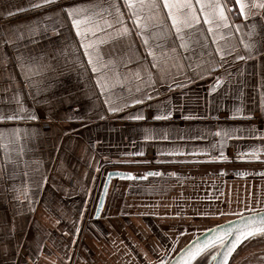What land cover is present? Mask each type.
Segmentation results:
<instances>
[{"label": "crops", "instance_id": "crops-1", "mask_svg": "<svg viewBox=\"0 0 264 264\" xmlns=\"http://www.w3.org/2000/svg\"><path fill=\"white\" fill-rule=\"evenodd\" d=\"M128 2L0 0V264H165L230 190L264 209V0Z\"/></svg>", "mask_w": 264, "mask_h": 264}, {"label": "water", "instance_id": "water-1", "mask_svg": "<svg viewBox=\"0 0 264 264\" xmlns=\"http://www.w3.org/2000/svg\"><path fill=\"white\" fill-rule=\"evenodd\" d=\"M247 175H252V173L241 176ZM129 176H131L132 178H129ZM113 179L133 180L138 178H135L132 173L124 171H112L108 173L101 197L99 199L97 210L98 213L101 212L103 208L110 183ZM261 218H264V209L254 210L234 216L206 230H203L202 232L197 234L196 237L185 244L179 251L172 255V257H170L165 262V264H185V262L187 261V254L190 249L195 248L197 245L204 246L206 244L208 246L204 248L203 252H201L200 255L191 260L189 264H196L198 261L206 257H209V264H224L225 253L227 252L228 248L232 246L236 235L244 228L245 224L249 222H253L254 224L258 225ZM229 232L231 234H227ZM261 234L264 233H255L254 235L249 236L246 239H242V241L236 245L234 251H232V253L227 256V264H230L233 256L244 243H246L251 238ZM218 237L222 238V242L220 239H217Z\"/></svg>", "mask_w": 264, "mask_h": 264}, {"label": "snow or ice", "instance_id": "snow-or-ice-1", "mask_svg": "<svg viewBox=\"0 0 264 264\" xmlns=\"http://www.w3.org/2000/svg\"><path fill=\"white\" fill-rule=\"evenodd\" d=\"M53 0H42V4H50ZM196 2L200 5V11L204 12L206 7H213L212 5H207L205 3V0H196ZM238 4H240L241 14L244 13L245 4L242 3V0H236ZM41 4L34 5V7H40ZM129 7H133L134 5L131 3V0L128 2ZM258 8H264V3H258L254 5ZM164 7L168 9V16L172 20L173 27L176 28L177 33L180 32V24L188 25L190 26V21H196L199 22V18L196 16V10L194 8V5L192 3V0H164ZM214 10L216 11V14L218 15V18L224 22V27H227V18L225 17L223 8L217 3L214 5ZM119 11V9H117ZM68 15L70 17L73 16V9H67ZM245 18H247L245 14ZM211 20L209 19V13L205 12V23L211 24ZM81 21L79 19L73 18L72 24L77 29V35H80V25ZM138 23V21H137ZM109 27L111 25L109 24ZM209 31H211V28H209ZM124 33H127V29H124ZM147 42V41H145ZM151 54V53H150ZM243 59V57H240ZM91 57L89 59V63H91ZM96 69L94 68L93 71ZM139 102V101H137ZM110 111H116V109H110ZM13 117H8V119H12ZM152 175H158V173H152ZM129 178H132L129 176ZM255 233H264V218H261L260 223L258 225L254 224L253 222H249L245 224L244 228L236 235L235 240L232 243V246L228 248L227 252L225 253V261L224 264H227V256H229L232 251H234L237 244H239L242 239H246L249 236L254 235ZM227 234H231L230 232ZM220 239L222 242V238ZM211 243V242H209ZM208 245L200 246L197 245L195 248L190 249L187 254V261L185 264H189L191 260H193L196 256L200 255L201 252H203L204 248ZM163 264V262H162Z\"/></svg>", "mask_w": 264, "mask_h": 264}, {"label": "rangeland", "instance_id": "rangeland-1", "mask_svg": "<svg viewBox=\"0 0 264 264\" xmlns=\"http://www.w3.org/2000/svg\"><path fill=\"white\" fill-rule=\"evenodd\" d=\"M242 189L244 192L242 197H237L234 190L233 191L230 190L231 193H229L230 199L232 202H234L236 199H238L237 209L236 208H233L232 210H225V209L218 210L217 209L215 211L216 215H213L211 218L205 219L204 221L201 219L198 220L200 226H198L197 229L210 228V227H212L218 223H221V222L227 220L228 216H233V215L238 214V213H247L250 211L258 210V208H257L258 206L253 205L251 199L249 200L250 195H251V193H250L251 187L249 188L247 186V184H244L242 186ZM197 234L198 233L195 232L193 235H188V237L182 238L181 241L178 243V247H177L176 251H179L185 244H187L190 240H192L194 237H196ZM262 248H264V247H262ZM262 248H258V249H262ZM253 249H256V248H253ZM176 251H174V253H176ZM263 253L264 252H261V251L251 253L246 258V260L241 261V259H239L234 264H264V261L260 260V256L263 257ZM196 264H209V257H206V258L198 261Z\"/></svg>", "mask_w": 264, "mask_h": 264}, {"label": "flooded vegetation", "instance_id": "flooded-vegetation-1", "mask_svg": "<svg viewBox=\"0 0 264 264\" xmlns=\"http://www.w3.org/2000/svg\"><path fill=\"white\" fill-rule=\"evenodd\" d=\"M262 247H264V234L255 236L251 238L250 240H248L246 243H244L233 256L230 264H234L239 259H241V261L246 260V258L251 253L260 252V251L264 252V248ZM253 248H256V249H253ZM258 248H262V249H258ZM260 260L264 261V253H263V257L260 256Z\"/></svg>", "mask_w": 264, "mask_h": 264}, {"label": "trees", "instance_id": "trees-1", "mask_svg": "<svg viewBox=\"0 0 264 264\" xmlns=\"http://www.w3.org/2000/svg\"><path fill=\"white\" fill-rule=\"evenodd\" d=\"M219 224V223H218ZM206 229H208V228H205V229H203V230H206ZM203 230H201V231H199V232H197L198 234L200 233V232H202Z\"/></svg>", "mask_w": 264, "mask_h": 264}]
</instances>
